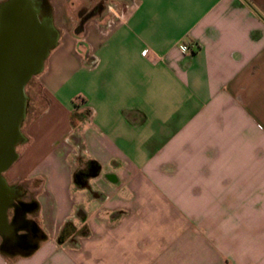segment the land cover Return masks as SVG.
Segmentation results:
<instances>
[{
    "label": "crops",
    "instance_id": "obj_1",
    "mask_svg": "<svg viewBox=\"0 0 264 264\" xmlns=\"http://www.w3.org/2000/svg\"><path fill=\"white\" fill-rule=\"evenodd\" d=\"M109 2L38 72L0 264H264V0Z\"/></svg>",
    "mask_w": 264,
    "mask_h": 264
},
{
    "label": "water",
    "instance_id": "obj_2",
    "mask_svg": "<svg viewBox=\"0 0 264 264\" xmlns=\"http://www.w3.org/2000/svg\"><path fill=\"white\" fill-rule=\"evenodd\" d=\"M55 41L52 27L39 20L37 6L31 0L0 4V174L16 156L14 146L20 138L18 128L25 106L24 85L41 70ZM2 184L0 177V188Z\"/></svg>",
    "mask_w": 264,
    "mask_h": 264
},
{
    "label": "rangeland",
    "instance_id": "obj_3",
    "mask_svg": "<svg viewBox=\"0 0 264 264\" xmlns=\"http://www.w3.org/2000/svg\"><path fill=\"white\" fill-rule=\"evenodd\" d=\"M109 1L110 0H32V2L37 6L40 20L48 22L56 35V41L52 48L59 42L60 38L65 36L73 37V39L77 42L83 41L82 38L84 37V33L100 21L101 16L109 10ZM52 48L48 51L50 52L49 56L53 52L51 51ZM49 56H47L46 59L44 58L45 63L47 62ZM38 78V73L32 75L27 80L23 88L25 106L18 128L20 138L14 146L15 153L16 151H23L24 146L22 143L26 141L23 130L25 123L31 116V110L34 106L38 109H41L44 106L45 99L42 94ZM28 198L30 201L35 200L34 196H28ZM31 214L32 217L30 218L32 224H42V221L36 217L35 214ZM80 234L81 233L78 232L76 235ZM63 244L69 245L68 242H64Z\"/></svg>",
    "mask_w": 264,
    "mask_h": 264
},
{
    "label": "trees",
    "instance_id": "obj_4",
    "mask_svg": "<svg viewBox=\"0 0 264 264\" xmlns=\"http://www.w3.org/2000/svg\"><path fill=\"white\" fill-rule=\"evenodd\" d=\"M98 170V166L96 163H91L87 165V169H86V174L87 175H93L97 172ZM81 171H76L74 174V179L76 182L82 183L81 180ZM72 233L77 234L78 232L75 230V228L73 226H70L69 222H66L60 232L59 235V241L63 242L69 235H71ZM82 234H85V231H81Z\"/></svg>",
    "mask_w": 264,
    "mask_h": 264
},
{
    "label": "flooded vegetation",
    "instance_id": "obj_5",
    "mask_svg": "<svg viewBox=\"0 0 264 264\" xmlns=\"http://www.w3.org/2000/svg\"><path fill=\"white\" fill-rule=\"evenodd\" d=\"M32 1V0H31ZM39 20H40V18H39ZM86 169H87V167H85V168H83V169H79V170H77V171H81V180H82V182H85V177H87L88 175L85 173L86 172ZM75 174V173H74ZM1 203H2V201H1ZM0 203V204H1ZM30 237V236H29Z\"/></svg>",
    "mask_w": 264,
    "mask_h": 264
},
{
    "label": "built area",
    "instance_id": "obj_6",
    "mask_svg": "<svg viewBox=\"0 0 264 264\" xmlns=\"http://www.w3.org/2000/svg\"><path fill=\"white\" fill-rule=\"evenodd\" d=\"M187 49H188V48H187L186 45H182V46H181V50H182V51H186Z\"/></svg>",
    "mask_w": 264,
    "mask_h": 264
}]
</instances>
